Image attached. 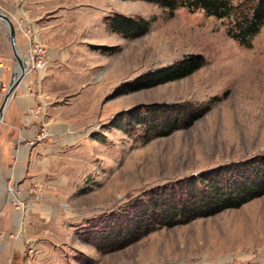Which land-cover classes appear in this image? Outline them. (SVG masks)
Listing matches in <instances>:
<instances>
[{
	"label": "rangeland",
	"instance_id": "374dc122",
	"mask_svg": "<svg viewBox=\"0 0 264 264\" xmlns=\"http://www.w3.org/2000/svg\"><path fill=\"white\" fill-rule=\"evenodd\" d=\"M255 1L232 0L230 14L216 18L184 7L170 15L144 0H0V13L13 21L16 45L22 37L27 41L28 29L43 46H58L62 58L55 67L47 64L43 72L50 76L42 86L52 82L63 110L73 108L86 129L70 150L75 160L67 167L73 174L62 172L56 187L33 185L42 197L44 189L57 191L61 205L43 218L34 213L30 230L36 240L11 247L6 264H264V194L239 208L157 228L130 244L106 238L113 215L144 190L264 154V23L249 46L230 35ZM115 13L143 18L147 32L125 38L112 31L107 17ZM39 14L42 20L31 16ZM39 22L45 25L42 38ZM188 54L205 59L191 75L115 94L123 83ZM11 56L0 22V58L10 63ZM36 77L33 70L31 81ZM152 103L188 104L205 112L166 136L144 125L118 127L127 110Z\"/></svg>",
	"mask_w": 264,
	"mask_h": 264
},
{
	"label": "trees",
	"instance_id": "16d2710c",
	"mask_svg": "<svg viewBox=\"0 0 264 264\" xmlns=\"http://www.w3.org/2000/svg\"><path fill=\"white\" fill-rule=\"evenodd\" d=\"M167 9L169 14L179 7L189 11L202 10L216 18L228 16L233 9L232 0H144ZM112 31L125 38L144 35L149 22L141 17L115 13L107 17ZM264 23V0H256L252 10L235 21L230 35L243 45ZM92 49L110 52L106 45H92ZM205 63L201 54H188L175 62L148 71L131 82L123 83L116 95L152 88L187 77ZM205 112L188 104L152 103L132 107L123 113L127 120L118 127L144 125L155 136H166L181 127L190 126ZM114 121V120H113ZM264 194V154L245 160L230 161L202 173L188 175L174 181L158 184L144 190L107 224V240L130 244L160 227L185 224L208 217L226 209L239 208L246 202ZM98 247V246H97Z\"/></svg>",
	"mask_w": 264,
	"mask_h": 264
},
{
	"label": "crops",
	"instance_id": "0c3cea01",
	"mask_svg": "<svg viewBox=\"0 0 264 264\" xmlns=\"http://www.w3.org/2000/svg\"><path fill=\"white\" fill-rule=\"evenodd\" d=\"M27 1H32L33 4L45 2V0ZM30 11L27 9L25 12L30 14ZM20 13L24 14L23 11L17 12L16 16L21 17ZM31 16L39 20L43 19L41 14ZM39 28L42 38L45 25L39 22ZM22 38L20 43L17 42V47L20 53L25 55L28 42L24 37ZM43 43L46 47L48 68L55 67L58 57L62 58L60 50L58 46H47L44 41ZM8 60L10 63L4 60L6 70L3 82L6 85L14 78L16 65L12 56ZM31 72L12 92L0 120V264L7 263L9 250L11 247L17 248L18 242H23V239L36 240L35 232L30 230L35 223L34 213L42 218L49 216L51 211L56 213L57 206L61 205L59 202L63 200L57 191L48 192L44 189L43 197L37 200L33 195H29V188L33 185L46 188L49 183L52 187L62 184L60 177L63 175L62 172L72 173L70 172L72 169L67 167L71 164L68 161L75 160L70 150L77 146L86 134L82 121L75 117L76 111L73 108L63 110L66 108L59 103V91L50 90V88L54 89V84L49 82L43 88L42 81L50 76L48 70L45 72L36 70L37 77L32 81ZM29 90L35 92L36 96H31ZM2 97L3 95L0 97V102ZM41 102L45 104L44 109L38 113L37 118L31 117L29 109ZM41 125L47 129L49 136L37 141L35 136ZM78 160L82 162L81 159ZM83 162L90 164L89 161ZM17 190H20L25 197V205L20 210L12 206V193ZM4 247L5 252L1 251Z\"/></svg>",
	"mask_w": 264,
	"mask_h": 264
},
{
	"label": "built area",
	"instance_id": "2783aa9c",
	"mask_svg": "<svg viewBox=\"0 0 264 264\" xmlns=\"http://www.w3.org/2000/svg\"><path fill=\"white\" fill-rule=\"evenodd\" d=\"M27 33H29V35ZM27 33H24V35L27 38V42H28V49L25 55H23L24 64L26 67L25 76L33 70H39L43 72L46 69L47 64H48L46 56H45L46 54L45 47L36 39L34 34H31L30 30L27 29ZM5 70H6L5 62L3 59L0 58V97L5 93V91L7 90V86H8L3 82V76L5 73ZM29 94L31 96H36V93L31 90H29ZM44 107H45V104L42 102L34 104L29 109V113L31 117L37 118L38 113L42 111ZM47 136H49L47 129L41 125L38 134L35 136V140L39 141ZM12 195L14 198V202H13L14 208L16 210H20L25 205V197L19 191H14ZM29 195H33L34 198H37V199L42 197L40 190L34 187H32L29 190Z\"/></svg>",
	"mask_w": 264,
	"mask_h": 264
},
{
	"label": "water",
	"instance_id": "95a60500",
	"mask_svg": "<svg viewBox=\"0 0 264 264\" xmlns=\"http://www.w3.org/2000/svg\"><path fill=\"white\" fill-rule=\"evenodd\" d=\"M0 22L4 23L7 32L9 44L11 47L12 57L15 60L14 78L9 82L7 90L3 94L2 100L0 102V120L2 118L3 111L6 107L9 97L12 92L21 84L25 77L26 67L24 64V57L19 52L16 45V31L12 19L4 14L0 13Z\"/></svg>",
	"mask_w": 264,
	"mask_h": 264
}]
</instances>
